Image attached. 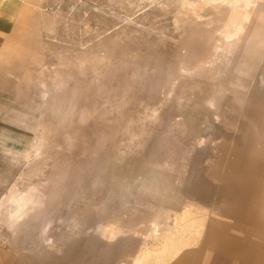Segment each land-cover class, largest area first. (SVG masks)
Returning a JSON list of instances; mask_svg holds the SVG:
<instances>
[{"label": "rangeland", "instance_id": "374dc122", "mask_svg": "<svg viewBox=\"0 0 264 264\" xmlns=\"http://www.w3.org/2000/svg\"><path fill=\"white\" fill-rule=\"evenodd\" d=\"M29 3L0 116V264H167L219 217L202 201L244 182L229 154L264 151V0Z\"/></svg>", "mask_w": 264, "mask_h": 264}, {"label": "crops", "instance_id": "0c3cea01", "mask_svg": "<svg viewBox=\"0 0 264 264\" xmlns=\"http://www.w3.org/2000/svg\"><path fill=\"white\" fill-rule=\"evenodd\" d=\"M29 1L0 0V116L5 108L16 107L23 89L22 81L15 78L16 69L6 66L16 64L18 57L13 56L12 49L20 48V44L14 40L27 32L30 20L34 22L33 16L27 13L34 9ZM263 153L260 148L249 158L229 154V162H245L244 182L232 184L228 180L226 202L215 196L207 203L202 201L208 210H218L219 217L195 219L190 233L179 234L178 251L167 259V264H264ZM220 187L224 189L225 186ZM17 204V209L12 212L16 216L21 212L19 204L22 202Z\"/></svg>", "mask_w": 264, "mask_h": 264}]
</instances>
